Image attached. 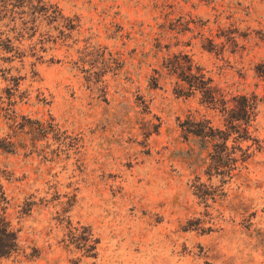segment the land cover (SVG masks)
<instances>
[{"label":"rangeland","instance_id":"374dc122","mask_svg":"<svg viewBox=\"0 0 264 264\" xmlns=\"http://www.w3.org/2000/svg\"><path fill=\"white\" fill-rule=\"evenodd\" d=\"M13 3L0 168L17 249L0 264H263L264 0ZM223 109L249 119L231 178L190 132L224 128Z\"/></svg>","mask_w":264,"mask_h":264},{"label":"trees","instance_id":"16d2710c","mask_svg":"<svg viewBox=\"0 0 264 264\" xmlns=\"http://www.w3.org/2000/svg\"><path fill=\"white\" fill-rule=\"evenodd\" d=\"M13 3L15 0H0V7H4L8 2ZM22 3H31L33 0H19ZM42 2L41 0H37ZM45 5V3H43ZM208 97L211 96V90L206 92ZM250 105L244 103L243 114L250 117ZM14 112V110L12 111ZM224 116V128H213L205 123H194V129H191V133L198 140L199 146L202 148H208L209 168L215 170V174L219 177L227 176L231 178L233 172L238 170L239 163H244L251 157L252 151H249L251 145L243 147L242 143L248 138L241 135L242 132L248 134V118L243 119L238 116L237 111L233 113L228 112L227 109H223ZM16 114L7 117L10 125L15 123ZM245 124V126H242ZM206 129L208 131H206ZM12 136L9 134L0 135V154L3 152H12L15 149ZM228 141H231V145L228 146ZM5 176L4 169L0 168V258L6 257L17 249V231L13 229L9 219L7 218V207L9 199L5 193L1 178ZM264 264V263H263Z\"/></svg>","mask_w":264,"mask_h":264}]
</instances>
